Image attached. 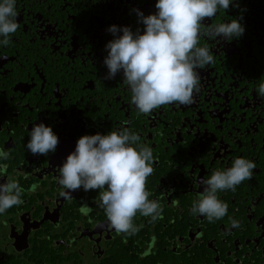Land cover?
Returning a JSON list of instances; mask_svg holds the SVG:
<instances>
[{
  "label": "flooded vegetation",
  "instance_id": "flooded-vegetation-1",
  "mask_svg": "<svg viewBox=\"0 0 264 264\" xmlns=\"http://www.w3.org/2000/svg\"><path fill=\"white\" fill-rule=\"evenodd\" d=\"M158 0H16L20 27L0 44V183L23 189V203L0 214V264H264V0H233L205 25L238 20L231 41L202 37L214 63L200 73L190 106L169 104L137 113L123 70L106 79L112 26L144 34L139 13L155 15ZM118 35H123L119 32ZM52 128L55 152L33 155V127ZM128 128L153 149L149 199L163 208L150 222L139 213L132 236L109 227L95 203L99 190L60 195L58 168L85 135ZM237 158L255 163L252 178L218 192L227 213L209 222L191 208L201 178ZM33 186L35 188L33 189ZM97 191L96 196L91 192ZM92 211L83 214L81 205ZM235 220L240 227H232Z\"/></svg>",
  "mask_w": 264,
  "mask_h": 264
},
{
  "label": "clouds",
  "instance_id": "clouds-1",
  "mask_svg": "<svg viewBox=\"0 0 264 264\" xmlns=\"http://www.w3.org/2000/svg\"><path fill=\"white\" fill-rule=\"evenodd\" d=\"M233 0H158L157 14L144 16V34L133 33L128 27L112 26L109 31L116 37L106 45L108 55L104 60L108 68L106 79H113L123 70V83L131 91V103L137 113L151 115L164 105L190 106L200 91V73L214 63L215 55L208 47H201L202 37L215 40L222 37L231 41L240 38L245 28L232 19L229 23L205 25L218 12H226ZM16 0H0V44L7 46L20 27ZM123 35H118L119 32ZM258 85L257 95L264 98V79ZM27 149L33 155L55 152L59 143L52 128L43 123L33 127ZM140 136L128 128L111 131L107 135H85L62 167L58 168L60 195L72 199V193L99 190L95 203L102 208L109 227L118 234L135 235L139 227L133 221L137 213L150 217V222L162 218L163 208L158 201L149 199L146 190L148 177L154 172L156 162L153 149L140 143ZM10 153L0 150V158L7 160ZM255 163L237 158L227 170H216L210 177L201 178L203 192L193 203V215L205 216L209 222L223 218L227 204L217 193L235 191L243 181L252 178ZM7 165H0L6 171ZM35 186H33V189ZM23 189L11 179L0 183V214L23 203ZM81 213L92 209L81 205ZM232 227L239 228L237 221Z\"/></svg>",
  "mask_w": 264,
  "mask_h": 264
},
{
  "label": "trees",
  "instance_id": "trees-1",
  "mask_svg": "<svg viewBox=\"0 0 264 264\" xmlns=\"http://www.w3.org/2000/svg\"><path fill=\"white\" fill-rule=\"evenodd\" d=\"M97 194H98L97 191H92V192H91V195H92V196H96Z\"/></svg>",
  "mask_w": 264,
  "mask_h": 264
}]
</instances>
